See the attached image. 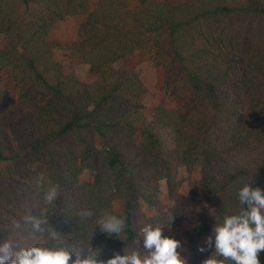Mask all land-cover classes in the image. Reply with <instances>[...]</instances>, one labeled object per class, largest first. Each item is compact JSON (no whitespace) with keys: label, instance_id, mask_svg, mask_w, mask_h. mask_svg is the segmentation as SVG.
<instances>
[{"label":"trees","instance_id":"obj_1","mask_svg":"<svg viewBox=\"0 0 264 264\" xmlns=\"http://www.w3.org/2000/svg\"><path fill=\"white\" fill-rule=\"evenodd\" d=\"M71 16L83 17L76 41L49 40ZM0 36V241L55 243L24 217L38 216L57 184L44 227L68 245L91 243L100 259L123 254L140 247L139 204L154 212L145 226L171 225L159 183L177 205L178 169L198 167L192 190L203 199L176 215L190 227L189 264H202L210 251L198 249L215 219L240 210L238 189H264V0H0ZM55 51L98 79L65 73ZM139 51L163 72L175 109L156 104L144 115L145 87L116 65ZM5 69L14 98L2 107ZM84 209L94 216L82 219ZM106 215L126 217L120 238L96 226Z\"/></svg>","mask_w":264,"mask_h":264},{"label":"clouds","instance_id":"obj_2","mask_svg":"<svg viewBox=\"0 0 264 264\" xmlns=\"http://www.w3.org/2000/svg\"><path fill=\"white\" fill-rule=\"evenodd\" d=\"M59 185L50 184L43 194L45 208L40 214L24 217L36 233H46L55 243L33 244L18 247L12 240L0 241V264H189L182 255V242L166 235L164 226L148 224L141 231L140 247L114 252L106 259H100L101 251L91 246L68 245L61 239L62 234L49 225L47 206L54 204L59 195ZM240 210L224 215L215 223L205 238L200 252L210 251L202 264H261L259 254L264 252V189L244 183L237 191ZM82 219L94 216L89 209L80 212ZM173 217L171 218V221ZM108 236L120 238L127 228L126 217L106 215L100 217L96 226ZM16 227H20L19 224ZM96 228V227H95Z\"/></svg>","mask_w":264,"mask_h":264},{"label":"rangeland","instance_id":"obj_3","mask_svg":"<svg viewBox=\"0 0 264 264\" xmlns=\"http://www.w3.org/2000/svg\"><path fill=\"white\" fill-rule=\"evenodd\" d=\"M82 20V16H71L65 17L63 20L56 22L51 28L49 40L58 42L63 46H67L76 41L78 26ZM2 46L3 37L0 36V48H2ZM53 58L56 62L60 63L65 73L73 74L82 83L88 84L98 79L97 76L88 72V70L81 64L80 60L71 57L68 51H55L53 52ZM116 65L119 68L134 71L145 87L146 94L142 101V107L143 113L147 118L150 117L151 111L156 104H161L168 109L176 108V103L172 96L168 95L163 89V72L149 62L143 51L136 52L125 59L119 60ZM8 77L9 70L5 69L1 75V90L3 91L2 107L9 105L14 98L13 91L9 86ZM245 105L242 107L243 110ZM176 177L180 182L179 203L174 206L169 203L165 183L163 181L159 183V199L163 205L174 212L172 214L173 220L171 221V225L164 226L165 234L174 236L182 242V255H185L188 258L185 233L190 227L182 223L179 224L180 217L177 216L176 213H179L180 209H182V211L186 209H194L202 201L203 198L192 190L193 185L199 179V169L198 167H193L190 170L179 168ZM88 180V174L87 172H84L80 181L85 182ZM113 206L117 211H120L122 208V204L119 201H115ZM153 214L154 212L147 211L143 204H139L138 209L134 214V221L137 225V232L140 237L142 235L140 230L145 226V218L150 217Z\"/></svg>","mask_w":264,"mask_h":264}]
</instances>
